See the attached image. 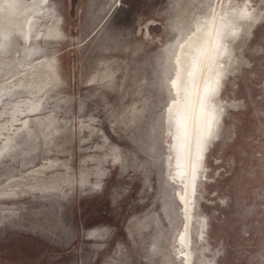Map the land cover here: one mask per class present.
Masks as SVG:
<instances>
[{
    "label": "rangeland",
    "instance_id": "obj_1",
    "mask_svg": "<svg viewBox=\"0 0 264 264\" xmlns=\"http://www.w3.org/2000/svg\"><path fill=\"white\" fill-rule=\"evenodd\" d=\"M24 2L0 64L25 48L45 67L0 118V264H164L181 208L167 127L179 71L167 70L202 4ZM236 55L244 63L222 82L220 136L205 157L208 241L193 264H264V19Z\"/></svg>",
    "mask_w": 264,
    "mask_h": 264
},
{
    "label": "bare ground",
    "instance_id": "obj_2",
    "mask_svg": "<svg viewBox=\"0 0 264 264\" xmlns=\"http://www.w3.org/2000/svg\"><path fill=\"white\" fill-rule=\"evenodd\" d=\"M196 1L203 8L192 14L188 28L182 31L172 68L167 70V76L175 67L179 71L168 83L172 100L168 102L167 127L171 153L168 180L174 185L173 196L181 208L174 207L170 213L174 257L166 252L164 264H193L208 241L207 216L200 212L199 197L206 177V154L220 136L224 115V104L219 99L222 82L240 69L244 62L236 51H243L251 31L264 19V8H258L254 0ZM7 2L10 4L0 28L1 45H5L8 30L19 17L17 11L25 3ZM19 53L16 59L0 64V118L6 115L11 102L26 96L30 81L35 80L34 73L45 67L44 58L32 64L34 60L27 59L25 48ZM166 69L165 66V73Z\"/></svg>",
    "mask_w": 264,
    "mask_h": 264
}]
</instances>
